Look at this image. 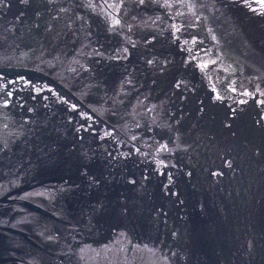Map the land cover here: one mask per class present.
Instances as JSON below:
<instances>
[{"label":"water","instance_id":"water-1","mask_svg":"<svg viewBox=\"0 0 264 264\" xmlns=\"http://www.w3.org/2000/svg\"><path fill=\"white\" fill-rule=\"evenodd\" d=\"M6 3L0 264H264L256 0Z\"/></svg>","mask_w":264,"mask_h":264},{"label":"snow or ice","instance_id":"snow-or-ice-1","mask_svg":"<svg viewBox=\"0 0 264 264\" xmlns=\"http://www.w3.org/2000/svg\"><path fill=\"white\" fill-rule=\"evenodd\" d=\"M256 2L260 5V8H261V9H264V0H256ZM21 3L28 4V3H29V0H21ZM139 4H140V5H144V4H145V0H139ZM6 6H8L7 3H6V0H0V8H2V7H6ZM171 6H172V5L167 4V3H165V4L163 5V7H171ZM247 6H248L249 8H251V4H247ZM109 7H113V8H116V7H123V4L121 3L119 6L116 5V4H113V5H109ZM252 10H253V11H257V9H255V8H253ZM260 14H261V15H264V11H262ZM112 23H113V26L115 27V26H119V25L121 24V21H120V19H117V18L113 17V18H112ZM171 27L174 29L173 35H175V33H177V32L182 31V29H181L180 27L176 26V25H172ZM129 31H131V28H129ZM175 38H176L177 40L179 39L178 36H176ZM185 43H187V41H185ZM193 43H196V41H193ZM133 47H135V45H133ZM124 51L127 52V49H125ZM152 62H153V61H149V63H152ZM213 63H215V62L213 61ZM200 67L203 69V68H206L207 65H206V64H202V65H200ZM5 79H6L5 77L0 76V81H4ZM20 79H24V77H21ZM9 83H11V84H15L16 81L13 80V81H8V82H6V83H0V90H4V91H5V95H7V96H12L13 93H12L11 91H7V89H8V84H9ZM175 87H176V88H180V87H181V83L178 82V83L175 85ZM235 90H236L235 88L232 89V91H235ZM38 91H39V90H38ZM49 91H51V89H49ZM213 91L215 92V89H213ZM244 95H251V93H247V92H245ZM261 95H264V93H261ZM216 99H217V100H222V97L217 93V95H216ZM260 103H261V104H264V100L260 101ZM8 106H9V105H8V102L5 101V103H4V107H8ZM72 107H73V109H75L76 106L73 105ZM230 126H231V125H228V127H230ZM106 135H109V134L106 133ZM133 139H136V137H133ZM136 151L139 152L140 150H139V149H136ZM158 151H161V152H163V151H169V149H168V145H167V144H160V145H159V148H158ZM258 154H259V153H258ZM228 167H232L231 162L228 163ZM189 175H191V173H189ZM212 175H214V176H222L223 173H222V172H213ZM131 183H132V184H135L136 181H135V180H132Z\"/></svg>","mask_w":264,"mask_h":264}]
</instances>
